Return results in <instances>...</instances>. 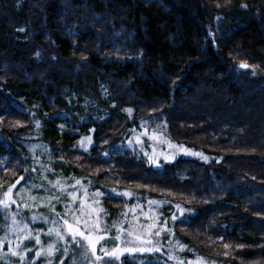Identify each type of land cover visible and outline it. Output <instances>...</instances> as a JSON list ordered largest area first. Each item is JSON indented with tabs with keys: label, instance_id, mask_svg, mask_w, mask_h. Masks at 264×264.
Masks as SVG:
<instances>
[{
	"label": "trees",
	"instance_id": "1",
	"mask_svg": "<svg viewBox=\"0 0 264 264\" xmlns=\"http://www.w3.org/2000/svg\"><path fill=\"white\" fill-rule=\"evenodd\" d=\"M85 101L109 109L89 154L59 129L70 103ZM125 108L220 161L179 157L153 170L132 150L106 159L130 126ZM34 110L57 169L181 202L196 212L175 226L190 247L223 264H264V0H0V137L13 144L33 129ZM3 154L1 194L28 165ZM238 224L252 235L240 238ZM150 255L162 264L139 257Z\"/></svg>",
	"mask_w": 264,
	"mask_h": 264
},
{
	"label": "rangeland",
	"instance_id": "2",
	"mask_svg": "<svg viewBox=\"0 0 264 264\" xmlns=\"http://www.w3.org/2000/svg\"><path fill=\"white\" fill-rule=\"evenodd\" d=\"M214 24L217 28L220 26L219 21ZM80 104L70 103L75 111L60 115L59 129L66 135L76 137L72 148L89 154L96 145L94 129L105 122L109 109L92 101ZM128 110L131 109L125 108L130 126L116 142L104 148L103 156L106 159L112 160L115 153L132 150L138 161L153 170H161L164 163H173L179 157L205 163L220 161L201 151L175 144L163 123L135 121L132 110ZM32 118L33 129L16 134L13 144L0 137V165L6 163L7 156L3 153L9 148L27 158L28 163L25 179L15 185L11 193V200L15 203L6 200L7 207L0 204V264H29L33 258V264H60L63 259H67L69 264H147L151 255L139 256L149 254H152L154 262L162 264H223L203 256L176 233L177 222L193 218L196 213L183 203L138 193L129 187L119 189L111 186L103 189L88 177L57 169L56 163L60 157L55 160V150L40 138L48 121L35 110ZM89 121L92 125L87 130L83 129L82 126L85 128ZM85 137H90L91 142L85 141ZM150 158L156 162L153 163ZM77 181L80 183L77 184ZM57 182L59 184L54 187ZM9 188L12 187L4 188L0 199H4ZM125 192L129 195H122ZM176 205L185 209L183 215L177 212ZM214 209L216 211L219 207L215 206ZM173 215L177 219L173 220ZM64 220L94 238H103L91 246L88 241L77 236L78 246L68 234ZM231 227L236 229L240 238L252 235L244 225ZM57 232L62 233L64 238L61 239ZM25 236L28 238L25 239ZM36 237H39V244ZM50 246L53 248L51 254L48 252ZM153 246L159 250L129 251L152 249ZM14 252L16 255H13ZM113 252L117 255H111ZM124 257H127L126 263L123 262Z\"/></svg>",
	"mask_w": 264,
	"mask_h": 264
},
{
	"label": "snow or ice",
	"instance_id": "3",
	"mask_svg": "<svg viewBox=\"0 0 264 264\" xmlns=\"http://www.w3.org/2000/svg\"><path fill=\"white\" fill-rule=\"evenodd\" d=\"M240 67L241 68H246L247 65L241 64ZM128 111H131V110H128ZM84 140L87 141V142H89V143L91 142V138L90 137H85ZM81 143L83 145L84 141H82ZM150 159L153 160V163L156 162V160L154 158H150ZM17 183H19V181H17ZM79 183L80 182L77 181V184H79ZM58 184H59V182H57V184L56 185H53V186L56 187ZM13 187H15V185ZM12 192H13V188H9L7 190V192L4 194V199H0V204H2L5 207H7L8 205L5 203L6 200L8 201V203H15L14 200H11V193ZM97 195H100V193H97ZM122 195L127 196V195H129V193L125 192ZM176 209H177V212L180 213L181 215H183V213L185 212V209H183L180 205H176ZM32 219L35 220V217H33ZM172 219L173 220L177 219V216L176 215H173ZM15 222L16 221L14 219L13 220V223H15ZM53 223H55V222H53ZM64 225L67 228L68 234L72 237L73 242L76 243L78 246H79V242L76 241V237L77 236H80V237H82L83 240L88 241L89 242V245H91V246H94V244L96 243L97 240L103 238V237H99V236H97V237L94 238L91 234H86L84 231L79 230V228L77 226H75L73 223L69 222L68 220H64ZM25 227H27V226H25ZM57 235L61 239L64 238L63 234L60 233V232H57ZM157 235H158V233H157ZM24 238L27 239L28 237L25 236ZM117 239H119V237H117ZM36 242L38 244L40 243L39 237H36ZM147 243H152V242L151 241H147ZM133 250H136V251H153V250H156V251H158L159 249H156L155 246H153L152 249H139V248H137V249H129V251H133ZM52 251H53V248H52V246H50L49 249H48L49 254H51ZM65 251H67V249H65ZM13 255H16V253L14 252ZM36 255L39 256L40 253L37 252ZM111 255L115 256L117 254L115 252H113V253H111ZM21 259H23V257H21ZM97 259H99V257H97ZM61 264H63V262H61ZM74 264H75V262H74Z\"/></svg>",
	"mask_w": 264,
	"mask_h": 264
},
{
	"label": "bare ground",
	"instance_id": "4",
	"mask_svg": "<svg viewBox=\"0 0 264 264\" xmlns=\"http://www.w3.org/2000/svg\"><path fill=\"white\" fill-rule=\"evenodd\" d=\"M162 137H164V136H162ZM122 143H123V142H122ZM141 167H142V166H141ZM17 181H19V183H20V182L22 181V176H19L18 179H17ZM19 183L16 182V184H19ZM153 184H154V183H153Z\"/></svg>",
	"mask_w": 264,
	"mask_h": 264
},
{
	"label": "water",
	"instance_id": "5",
	"mask_svg": "<svg viewBox=\"0 0 264 264\" xmlns=\"http://www.w3.org/2000/svg\"><path fill=\"white\" fill-rule=\"evenodd\" d=\"M248 66V65H247ZM248 68H249V66H248ZM246 69H247V67L246 68H241L240 67V70H242V71H246ZM17 182V181H16Z\"/></svg>",
	"mask_w": 264,
	"mask_h": 264
},
{
	"label": "flooded vegetation",
	"instance_id": "6",
	"mask_svg": "<svg viewBox=\"0 0 264 264\" xmlns=\"http://www.w3.org/2000/svg\"><path fill=\"white\" fill-rule=\"evenodd\" d=\"M17 179H18V178H17ZM17 179H16V180H17ZM17 185H18V184H16V186H17ZM16 186H15V187H16Z\"/></svg>",
	"mask_w": 264,
	"mask_h": 264
}]
</instances>
